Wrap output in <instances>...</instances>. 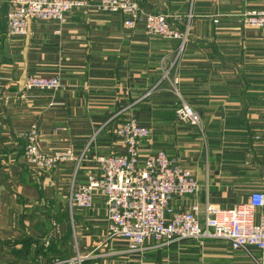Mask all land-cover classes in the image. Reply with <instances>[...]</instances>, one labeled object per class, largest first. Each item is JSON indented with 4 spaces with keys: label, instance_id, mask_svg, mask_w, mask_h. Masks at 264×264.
Returning a JSON list of instances; mask_svg holds the SVG:
<instances>
[{
    "label": "crops",
    "instance_id": "1",
    "mask_svg": "<svg viewBox=\"0 0 264 264\" xmlns=\"http://www.w3.org/2000/svg\"><path fill=\"white\" fill-rule=\"evenodd\" d=\"M85 1L63 23L31 22L25 36L10 35L0 20V264H62L75 250L110 243L104 197L70 209L68 195L96 171L95 157L123 153L114 132L128 118L150 130L138 144L142 160L163 150L196 177L197 192L174 198L175 210L197 204L202 220L208 205L231 209L264 190V31L238 18L264 0H136L187 32L177 59L179 41L147 35L141 23L127 28L123 14ZM55 73L58 90H21L26 75ZM181 102L199 126L178 121ZM31 124L41 150L70 149L79 164L45 172L28 164L22 134ZM262 212L255 209V220ZM109 246L116 253L87 264H255L254 255L264 264L259 250L221 239L151 243L141 252L123 241Z\"/></svg>",
    "mask_w": 264,
    "mask_h": 264
},
{
    "label": "built area",
    "instance_id": "2",
    "mask_svg": "<svg viewBox=\"0 0 264 264\" xmlns=\"http://www.w3.org/2000/svg\"><path fill=\"white\" fill-rule=\"evenodd\" d=\"M5 2L6 28L14 36L27 35L33 21L63 23L72 10L89 6L85 0ZM2 6L0 0V15ZM94 8L103 13L123 14L127 28L133 29L141 23L147 35L179 41L175 59L181 54L187 32L174 27L169 16L146 12L136 0H99ZM238 18L243 26L264 31V1L259 7L245 9ZM20 87L24 91H56L61 87L60 76L28 74ZM175 114L178 121L199 126L198 113L186 103L181 102ZM114 133L123 144V153L95 157L96 171L89 173L68 195L70 209L92 208L94 195L100 193L104 197L108 236L125 242L128 251L141 252L151 243L165 246L184 239H221L234 249L255 248L264 256V212L255 220V209L264 207V190L250 192L246 203L231 209L208 205L201 220L197 204L184 210H175L172 205L174 198L195 194L198 189L196 177L180 165L179 158L159 150L142 160L138 144L149 137L150 130L134 118L119 123ZM22 137L23 157L38 171H48L63 161H76L78 165L82 160V156L76 157L70 149L51 154L41 150L36 124H31ZM73 260L60 263L71 264Z\"/></svg>",
    "mask_w": 264,
    "mask_h": 264
},
{
    "label": "rangeland",
    "instance_id": "3",
    "mask_svg": "<svg viewBox=\"0 0 264 264\" xmlns=\"http://www.w3.org/2000/svg\"><path fill=\"white\" fill-rule=\"evenodd\" d=\"M107 238H109V236ZM107 240H109L110 243L113 244L114 248H116L117 246H120L121 243H122V241H120L118 239H114L113 240V239L109 238ZM109 244H107V246L103 245L99 249H96V251H93V252H91L89 254H87V253L85 254V253L80 252L79 250H75L74 257H73L75 260H73L72 263L76 261V264H81V262H90V261H95L97 259L101 260V259L108 258V257L112 256V254L116 253V251L111 249ZM118 244H120V245H118ZM100 249H102L104 252H101ZM126 250H128V248H126ZM77 251L79 253H77ZM245 252H247V251H245ZM252 253L254 255L253 251L251 252V254ZM254 256H255V259H257V261L253 258ZM254 256L253 257L251 256V258L250 257L249 258L250 259H254L255 264H259L258 263V261H260L259 256L258 255H254ZM246 258L249 261V258L248 257H246ZM67 259H71V258L59 259L58 261L60 262V261L67 260ZM90 259H95V260H90ZM262 260H264V259H262ZM240 263H247V261L243 257H240ZM260 264H263V262L260 261Z\"/></svg>",
    "mask_w": 264,
    "mask_h": 264
},
{
    "label": "trees",
    "instance_id": "4",
    "mask_svg": "<svg viewBox=\"0 0 264 264\" xmlns=\"http://www.w3.org/2000/svg\"><path fill=\"white\" fill-rule=\"evenodd\" d=\"M5 14H6V2L5 0H3V6H2V10H1V15H0V20H5ZM70 255H68L69 257ZM73 256V255H71ZM89 262H81V264H87ZM73 264H76V261L73 262Z\"/></svg>",
    "mask_w": 264,
    "mask_h": 264
}]
</instances>
